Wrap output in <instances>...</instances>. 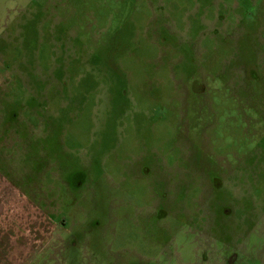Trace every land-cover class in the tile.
Segmentation results:
<instances>
[{"label":"rangeland","instance_id":"rangeland-1","mask_svg":"<svg viewBox=\"0 0 264 264\" xmlns=\"http://www.w3.org/2000/svg\"><path fill=\"white\" fill-rule=\"evenodd\" d=\"M3 208L59 264H264V0H0Z\"/></svg>","mask_w":264,"mask_h":264},{"label":"crops","instance_id":"crops-1","mask_svg":"<svg viewBox=\"0 0 264 264\" xmlns=\"http://www.w3.org/2000/svg\"><path fill=\"white\" fill-rule=\"evenodd\" d=\"M6 209L0 210V225H4V218L6 216ZM53 241L47 240L34 244L26 240L8 241L4 249L0 242V264H59L58 258L54 253ZM48 250H43V248ZM51 249H50V248Z\"/></svg>","mask_w":264,"mask_h":264}]
</instances>
